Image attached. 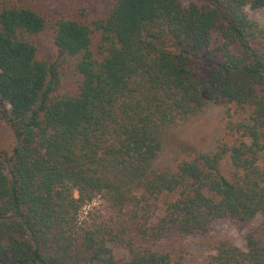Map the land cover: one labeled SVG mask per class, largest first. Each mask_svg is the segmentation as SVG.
I'll return each mask as SVG.
<instances>
[{"label": "trees", "instance_id": "trees-1", "mask_svg": "<svg viewBox=\"0 0 264 264\" xmlns=\"http://www.w3.org/2000/svg\"><path fill=\"white\" fill-rule=\"evenodd\" d=\"M205 1L98 15L0 0V122L16 139L0 154V264H174L163 242L220 219L247 227L246 247L222 240L206 264H264V30L247 15L264 0ZM210 103L249 110L239 141L158 169L164 131Z\"/></svg>", "mask_w": 264, "mask_h": 264}, {"label": "rangeland", "instance_id": "rangeland-1", "mask_svg": "<svg viewBox=\"0 0 264 264\" xmlns=\"http://www.w3.org/2000/svg\"><path fill=\"white\" fill-rule=\"evenodd\" d=\"M93 2L95 12L104 15L114 0H84ZM199 3L205 0H195ZM248 17L256 22L264 30V8L252 10L247 8ZM217 37V35L215 34ZM41 54H50L51 36L43 34L38 40ZM219 41L213 44L216 47ZM249 110L230 105H218L210 103L206 110L189 121L172 126L164 131V150L156 163L158 169L173 167L179 161L192 158L216 150L219 143L233 145L240 139V134L234 127L246 122ZM16 139L14 132L6 122H0V154H11ZM263 167H264V154ZM221 172L231 179L233 171L229 158L221 165ZM88 206L85 210H89ZM247 227L234 225L228 219H220L213 223L208 233L183 237L174 235L162 243L161 247L170 252L174 264H206L208 259L215 253V246L222 240H230L241 249H245V236Z\"/></svg>", "mask_w": 264, "mask_h": 264}]
</instances>
